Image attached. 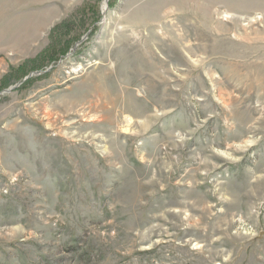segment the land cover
Returning a JSON list of instances; mask_svg holds the SVG:
<instances>
[{
    "label": "rangeland",
    "instance_id": "rangeland-1",
    "mask_svg": "<svg viewBox=\"0 0 264 264\" xmlns=\"http://www.w3.org/2000/svg\"><path fill=\"white\" fill-rule=\"evenodd\" d=\"M0 264H264V0H0Z\"/></svg>",
    "mask_w": 264,
    "mask_h": 264
}]
</instances>
